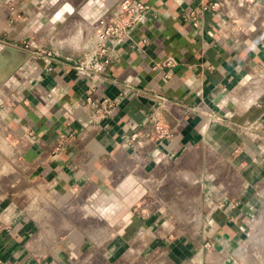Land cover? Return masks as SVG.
Masks as SVG:
<instances>
[{
  "label": "crops",
  "instance_id": "obj_1",
  "mask_svg": "<svg viewBox=\"0 0 264 264\" xmlns=\"http://www.w3.org/2000/svg\"><path fill=\"white\" fill-rule=\"evenodd\" d=\"M118 1L0 0V262L247 264L248 221L264 216V141L247 132L264 130V0H140L84 75L93 25ZM93 86L123 93L98 124ZM160 103L172 134L158 142L143 122Z\"/></svg>",
  "mask_w": 264,
  "mask_h": 264
},
{
  "label": "built area",
  "instance_id": "obj_2",
  "mask_svg": "<svg viewBox=\"0 0 264 264\" xmlns=\"http://www.w3.org/2000/svg\"><path fill=\"white\" fill-rule=\"evenodd\" d=\"M238 2L244 3L249 0H237ZM219 1L213 2H201L197 6L189 9L185 14L184 18L193 23H197L203 13L215 12L219 7ZM148 5L140 0H119L114 6L107 9L101 16H99L94 25L93 31L96 40V50L89 55L87 58L78 60L77 68L84 75L95 76L99 71L103 69V66L108 62L106 58L108 45H115L121 42L125 36L126 31L131 26L137 24L148 9ZM123 97L121 93L116 100L109 99L107 97L96 99L95 98V87H90L86 91L84 99V106L90 112L92 120L95 124L100 123L103 119L112 117L119 108V102ZM163 104L157 107L143 122V127L149 126L145 136L151 141H161L171 136V131L167 128L164 117L162 114ZM257 124L250 125L247 127V132L253 137L260 141H264V130ZM144 129V128H143ZM134 130H137L134 128ZM127 144L139 145L138 134L135 131L130 136H124ZM255 219L254 216L250 217L248 221V233L247 238H252V232H255ZM205 248H210L209 243L204 244ZM1 264V262H0Z\"/></svg>",
  "mask_w": 264,
  "mask_h": 264
},
{
  "label": "rangeland",
  "instance_id": "obj_3",
  "mask_svg": "<svg viewBox=\"0 0 264 264\" xmlns=\"http://www.w3.org/2000/svg\"><path fill=\"white\" fill-rule=\"evenodd\" d=\"M0 193H2V191H0ZM255 229H256L255 232H257L256 235L250 240H248L247 243H245V249L250 248L248 250L246 260L249 261V264H264V216L261 219V221L257 223ZM248 232L249 231L246 230V233ZM255 232H252V236ZM253 241L255 242L253 243Z\"/></svg>",
  "mask_w": 264,
  "mask_h": 264
},
{
  "label": "water",
  "instance_id": "obj_4",
  "mask_svg": "<svg viewBox=\"0 0 264 264\" xmlns=\"http://www.w3.org/2000/svg\"><path fill=\"white\" fill-rule=\"evenodd\" d=\"M14 48L15 47H13V46H11V45H8L7 47H6V49H8L9 51H11L12 53L15 51L14 50ZM19 65V62H17V61H14V62H11L10 64H8L7 66H6V68H5V70H3V72H2V78H5L6 76H9V75H11L13 72H14V70L16 69V67Z\"/></svg>",
  "mask_w": 264,
  "mask_h": 264
},
{
  "label": "bare ground",
  "instance_id": "obj_5",
  "mask_svg": "<svg viewBox=\"0 0 264 264\" xmlns=\"http://www.w3.org/2000/svg\"><path fill=\"white\" fill-rule=\"evenodd\" d=\"M256 233H257V232H255V233L253 234L252 238L256 235ZM262 240H263V239H262ZM254 242H255V241H253V243H254ZM247 264H249V263L247 262Z\"/></svg>",
  "mask_w": 264,
  "mask_h": 264
}]
</instances>
